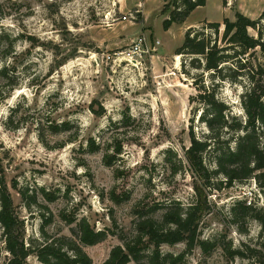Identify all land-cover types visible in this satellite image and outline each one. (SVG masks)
I'll return each mask as SVG.
<instances>
[{"label":"rangeland","instance_id":"obj_1","mask_svg":"<svg viewBox=\"0 0 264 264\" xmlns=\"http://www.w3.org/2000/svg\"><path fill=\"white\" fill-rule=\"evenodd\" d=\"M0 4V190L7 187L27 243L40 242L43 233L77 240L72 231L83 218L96 231H107L103 242L82 246L92 264H105L112 248L134 234L138 202L144 208L191 202L193 180L186 165L173 175L165 160L167 150L183 160L191 127L198 137L207 132L198 119L203 109L198 88L216 87L217 97L239 111L245 79L221 81L193 68L194 57L176 54L187 29L234 21L237 13L256 20L264 0H208L168 30L163 23L173 7L163 0ZM139 37L146 40L145 51L132 57ZM124 115L128 119L122 122ZM65 122L68 130L53 133ZM90 138L100 146L95 152L88 149ZM111 138L123 147L107 166ZM113 190L129 198L116 204ZM209 200L200 238L215 247L207 253L197 247L176 264H256L248 253L226 254L228 247H253L261 231L254 220L236 223L229 210L238 200L264 207V193L248 180L212 189ZM2 232L0 226V264H7ZM185 250V243L161 247L174 257ZM25 264L41 263L31 255Z\"/></svg>","mask_w":264,"mask_h":264},{"label":"trees","instance_id":"obj_2","mask_svg":"<svg viewBox=\"0 0 264 264\" xmlns=\"http://www.w3.org/2000/svg\"><path fill=\"white\" fill-rule=\"evenodd\" d=\"M163 1L173 7L163 23V28L168 30L174 23H183L191 12L204 7L208 0ZM176 54L194 57L191 62L193 68L209 72L221 81L245 79L246 86L239 96V111L235 113L232 104L217 97L216 87L207 92L204 84L198 86L200 94L196 99L203 105L198 119L207 132L198 137L191 127L190 145L183 152V160H174L176 155L171 150H167L165 160L173 175L186 165L193 180L191 202L185 205L178 200H170L149 208L138 202L134 234L124 238L122 246L112 248L105 264H128L131 261L140 264L143 259L147 264H176L185 253L197 247L207 253L215 244L201 240L200 228L212 208L209 200L212 189L230 188L234 183L253 180L258 191L264 193V11L256 20L237 13L234 21L205 22L199 30L190 27ZM127 119L124 115L122 122ZM60 128L68 130L69 123L54 126L53 133ZM87 145L91 152L100 148L93 138ZM122 147L117 139L107 140L104 154L107 166L119 157ZM110 198L118 204L129 196L124 194L120 197L113 190ZM229 215L236 223L254 220L261 231L253 247L244 246V250L232 251L228 247L226 254L244 258L248 253V258L257 259L256 264H264V207L238 200L230 208ZM67 223L72 224L73 219ZM0 226L4 249L10 255L7 264H25L31 255L41 264H92L82 246L101 243L108 235L107 231L93 229L83 218L76 222L72 231L77 240L67 236L53 238L43 233L40 242L27 243L22 221L5 185L0 190ZM180 243L186 244V250L179 256L161 252L163 245Z\"/></svg>","mask_w":264,"mask_h":264},{"label":"built area","instance_id":"obj_3","mask_svg":"<svg viewBox=\"0 0 264 264\" xmlns=\"http://www.w3.org/2000/svg\"><path fill=\"white\" fill-rule=\"evenodd\" d=\"M123 20H126V17H123ZM144 48H146V40L145 38L139 37L133 44L132 49L130 51V56L132 57H141L142 53L145 51ZM122 56L123 53H119V56Z\"/></svg>","mask_w":264,"mask_h":264},{"label":"bare ground","instance_id":"obj_4","mask_svg":"<svg viewBox=\"0 0 264 264\" xmlns=\"http://www.w3.org/2000/svg\"><path fill=\"white\" fill-rule=\"evenodd\" d=\"M177 60L179 59V57L177 56V58H176Z\"/></svg>","mask_w":264,"mask_h":264}]
</instances>
